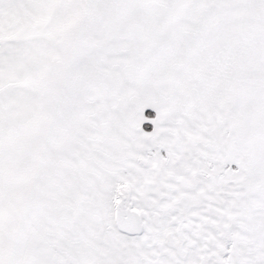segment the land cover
I'll return each mask as SVG.
<instances>
[{
	"label": "snow or ice",
	"instance_id": "obj_1",
	"mask_svg": "<svg viewBox=\"0 0 264 264\" xmlns=\"http://www.w3.org/2000/svg\"><path fill=\"white\" fill-rule=\"evenodd\" d=\"M0 264H264V0H0Z\"/></svg>",
	"mask_w": 264,
	"mask_h": 264
}]
</instances>
